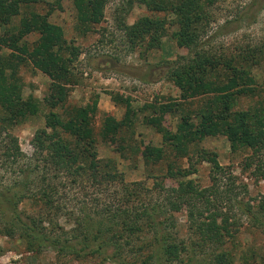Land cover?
Wrapping results in <instances>:
<instances>
[{
	"label": "trees",
	"instance_id": "obj_1",
	"mask_svg": "<svg viewBox=\"0 0 264 264\" xmlns=\"http://www.w3.org/2000/svg\"><path fill=\"white\" fill-rule=\"evenodd\" d=\"M20 1L37 0H15L10 4L8 0H0V24L9 22L11 15L19 13ZM141 1L152 11L174 14V19L143 16L132 25H124L132 43L145 42L147 49L159 47L168 27L176 26L175 39L180 46L191 50L192 57L171 67L169 77L182 89L185 100L209 95L205 106L196 112L199 121L195 123L193 116L187 113L181 117L176 131L164 124V115L170 112L166 105L157 99L147 103L144 111L148 109L151 114L146 115L144 121L162 134L163 146L141 148V154L160 159L167 151H174L181 157L191 159L192 144L217 134L227 136L233 150L248 147L256 152L261 151L264 148V108L255 111L233 110L236 95L254 93L253 77L245 69L225 61V69L229 73L223 79L219 76L211 79L212 73L222 62L200 49L199 24L205 14L203 2L214 0ZM75 4L80 23L88 26L101 22L107 0H75ZM50 14L51 11L43 15L31 12L21 19L14 38L0 36V134L6 132L3 155L17 165L18 172L14 185L0 187V213L5 219L3 233L20 235L32 250L48 247L59 256L72 255L77 259L99 255L113 264H194L196 246L192 247V241L180 237L175 215L183 208L188 230L192 231L193 228L201 241L208 242L212 247L209 264H236L230 251L223 248L227 238L234 236L233 225L236 223L218 205L224 176L226 180L235 178L221 165L214 152L204 151L201 154L202 160L211 164V186L201 188L193 179H189L180 188L168 189L170 195L160 202L153 195L155 191L143 183L136 182L134 188L127 184L116 202L99 204V209L94 213L101 220H96L89 213L84 216L85 219L77 216L73 236H65V232L57 233L45 225L48 222L54 226L53 216L63 209L60 205L61 201H65V195L58 184L65 186L64 179L68 175L75 183L87 178L100 185L117 182L120 178L117 171H104L98 158L91 117L96 105L76 107L67 119L53 110L67 102L72 67L80 55V49L69 46L63 28L49 22ZM33 32H39L41 36L30 48L24 38ZM2 48H8L10 53L3 55ZM28 61L51 79L44 97L50 111L46 114L44 127L38 129L32 139L34 152L31 156L24 153L17 137L9 132L10 127L23 123L28 116L40 111V101L33 95L24 97L18 79V69ZM179 105L172 102L171 112L178 111ZM131 111L129 108L122 120L106 114L102 129L104 138L115 142L117 134L124 127H131L134 124ZM132 112L136 113L134 110ZM169 169L167 174L174 178L189 176L197 171L193 163L189 168L177 171L170 164ZM228 199L232 200L231 197ZM26 200L42 204L48 209L47 213H27L20 207ZM243 211L254 214L251 207ZM259 221L264 226V219ZM146 230L154 233L152 240L143 245L134 244V239H139ZM126 247L130 248V252L151 249L139 262H130L123 260Z\"/></svg>",
	"mask_w": 264,
	"mask_h": 264
},
{
	"label": "rangeland",
	"instance_id": "obj_2",
	"mask_svg": "<svg viewBox=\"0 0 264 264\" xmlns=\"http://www.w3.org/2000/svg\"><path fill=\"white\" fill-rule=\"evenodd\" d=\"M13 1L8 0L9 4ZM203 4L205 14L199 24L200 49L222 62L210 78L219 76L223 79L229 73L225 69V61L245 69L254 79V93L236 95L233 110L263 109L264 0H214L204 1ZM18 8L19 13L11 15L9 22L0 24V36L9 35L14 38L25 15L31 12L43 15L51 11L49 22L60 25L69 46L80 49V55L72 67L67 102L53 110L67 119L76 107L96 105V111L91 117L98 158L104 171L120 173L117 182L103 185L94 184L87 178L75 183L69 175L65 177V186L58 184L65 195V201H61L60 205L63 209L53 216L54 226L48 222L45 225L50 230L65 232V236L71 237L76 232L77 216L81 215L85 219L84 216L89 213L96 220H101L94 213L99 209V204L116 202L119 195H122L123 186L127 184L134 188L136 182L143 183L155 191L153 195L160 202L170 195L168 189L180 188L189 179H193L201 188L211 186V164L203 161L201 154L204 151L214 152L221 165L235 178L226 180L224 176L220 187L218 205L236 223L233 225L234 236L227 238L223 248L230 251L236 264H264V226L259 221L264 219V148L259 152L248 147L233 150L227 136L217 134L192 144L189 154L191 159L181 157L174 151H167L160 159L147 158L140 152L141 148L163 146L162 134L144 121V117L151 114L148 109L144 111L147 103L157 99L166 105L170 112L164 115V124L176 131L181 117L187 113L193 116L195 123L199 121L196 112L205 106L206 98L209 97L203 95L185 100L182 98V89L169 77L171 67L192 57L191 50L180 46L175 39L173 34L176 26H169L161 46L153 49H147L145 42L134 45L125 32L124 25H132L143 16L173 20L174 14L152 11L141 0H107L101 22L87 26L79 21L75 0L20 1ZM8 12L10 14V10ZM40 36L39 32H33L24 41L33 48ZM1 53L8 55L10 50L2 48ZM18 79L22 84L23 96L33 95L40 101L37 114L9 128V132L19 140L24 153L31 156L34 152L32 139L36 131L44 127L46 114L50 111L44 97L51 79L29 61L18 69ZM172 102L180 103L178 111L176 109L171 112ZM129 108L136 112L130 113L134 115H131L134 124L129 128L124 127L117 134L115 142L104 138L102 129L106 114L122 120ZM6 138V132L0 134L2 188L14 185L18 174L17 165L3 155V139ZM190 162L197 169L192 175L174 178L167 174L170 164L177 171L189 168ZM20 207L30 214L48 211L45 206L35 204L32 200L24 201ZM248 207L252 208L254 214L243 211ZM175 215L180 237L192 241V247L196 246L194 264H209L212 250L210 244L201 241L193 228L192 231L188 230L185 209H180ZM4 220L0 213V264H113L99 255L77 259L72 255L59 256L48 247L39 251L32 250L20 235L9 236L3 233ZM153 236L152 231L146 230L140 234L139 239H134V244L143 245L151 241ZM129 249L126 247L123 260L139 262L150 252L151 247L145 248L143 252H130Z\"/></svg>",
	"mask_w": 264,
	"mask_h": 264
}]
</instances>
